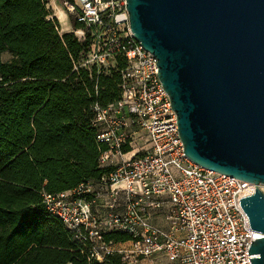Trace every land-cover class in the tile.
Wrapping results in <instances>:
<instances>
[{"label": "built area", "instance_id": "obj_1", "mask_svg": "<svg viewBox=\"0 0 264 264\" xmlns=\"http://www.w3.org/2000/svg\"><path fill=\"white\" fill-rule=\"evenodd\" d=\"M62 1L72 33L87 45L73 71H108L117 59L126 68L121 99L91 106L96 140L107 147L99 166L111 171L68 192L43 193L45 210L92 263L251 264L258 257L249 256L252 240L264 235L250 228L239 199L254 194L255 184L186 157L157 60L135 39L126 0ZM113 234L130 240H107Z\"/></svg>", "mask_w": 264, "mask_h": 264}, {"label": "trees", "instance_id": "obj_2", "mask_svg": "<svg viewBox=\"0 0 264 264\" xmlns=\"http://www.w3.org/2000/svg\"><path fill=\"white\" fill-rule=\"evenodd\" d=\"M86 47L62 33L49 0H0V264H98L43 205V193L111 171L99 166L107 147L96 140L91 106L121 99L126 63L73 71Z\"/></svg>", "mask_w": 264, "mask_h": 264}, {"label": "water", "instance_id": "obj_3", "mask_svg": "<svg viewBox=\"0 0 264 264\" xmlns=\"http://www.w3.org/2000/svg\"><path fill=\"white\" fill-rule=\"evenodd\" d=\"M135 39L157 60L186 157L255 184L239 204L264 235V0H126ZM264 264V237L248 249Z\"/></svg>", "mask_w": 264, "mask_h": 264}, {"label": "crops", "instance_id": "obj_4", "mask_svg": "<svg viewBox=\"0 0 264 264\" xmlns=\"http://www.w3.org/2000/svg\"><path fill=\"white\" fill-rule=\"evenodd\" d=\"M60 0H49V7L52 8L53 11V16L57 18V20L60 22V20L58 19V10H61V8L63 9V11L66 13V19H65V25L66 28H62L63 27V23L61 24L60 22V26H61V31L62 33H69L72 32V29L74 27V22L73 20L71 21L70 17L68 16L67 12L64 10V8L62 6H60L59 4ZM69 24V25H68Z\"/></svg>", "mask_w": 264, "mask_h": 264}, {"label": "rangeland", "instance_id": "obj_5", "mask_svg": "<svg viewBox=\"0 0 264 264\" xmlns=\"http://www.w3.org/2000/svg\"><path fill=\"white\" fill-rule=\"evenodd\" d=\"M59 4H60V6H62L63 8H64V5H63V3L60 1L59 2ZM51 8V7H50ZM52 9V8H51ZM62 9V8H61ZM63 10V9H62ZM64 10H66V9H64ZM71 19V21L73 20V22H74V19L71 17L70 18ZM59 24H60V22H59ZM60 28H61V26H60ZM62 28H65L64 27V25H63V27ZM10 55L9 54H4L3 55V57H2V59L4 60V61H8V60H10ZM147 145L143 142V140H139V147H146Z\"/></svg>", "mask_w": 264, "mask_h": 264}, {"label": "bare ground", "instance_id": "obj_6", "mask_svg": "<svg viewBox=\"0 0 264 264\" xmlns=\"http://www.w3.org/2000/svg\"><path fill=\"white\" fill-rule=\"evenodd\" d=\"M58 19L60 20L61 24L63 23L64 27L66 28V13L61 9V10H58ZM69 25V24H68Z\"/></svg>", "mask_w": 264, "mask_h": 264}]
</instances>
